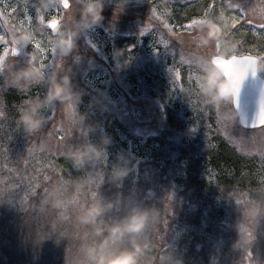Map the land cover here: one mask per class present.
Listing matches in <instances>:
<instances>
[{
	"label": "rangeland",
	"instance_id": "1",
	"mask_svg": "<svg viewBox=\"0 0 264 264\" xmlns=\"http://www.w3.org/2000/svg\"><path fill=\"white\" fill-rule=\"evenodd\" d=\"M234 2L244 5L248 12L247 18L253 23L249 25L241 19V23L231 31L232 39L239 40L243 34L245 49L255 48L256 51L250 54L264 56V39L252 35L253 26L264 23L258 7L253 12V6H258L259 0ZM210 3L212 0H188L187 3L185 0H170L168 5L161 6V0H105V12H110L109 15L116 19L118 28L108 24L106 27L101 26L82 33L73 54L67 58L56 55V68L49 67L52 64V54L50 50L46 53V71L68 72L76 90L82 92L83 97L82 102L74 106V116L70 111H66L67 105L54 106L55 120L48 117L51 109L46 110L47 129L32 136L36 139L21 132L16 124L17 113L8 114L7 110L12 107L17 111L23 101L43 96L47 91L46 87L28 84L20 90L9 88L6 84V73L0 75V109L5 113V118L0 120V167L3 165L15 174L16 170L11 163L26 160L32 162L35 169L44 167L52 173L46 165L53 159L52 153L55 152L57 141L53 139L50 144L46 143L48 150L42 154H36L37 146L42 141L45 142L47 133L53 130V124L59 126L63 123L65 129L68 125L73 126L74 131L68 129L71 133L68 140L78 138V130L73 121L79 113L87 112L91 122L100 124L96 132L89 137L90 142L99 143L103 135L110 134L113 137V144L107 149V158L98 165L96 171L107 173L117 154L121 152L134 154L141 160L137 171L121 184H101V176L97 175L96 183L99 181V188L94 184L91 191H100L102 195L113 198L117 195L121 198L132 195L144 206L155 204L163 210L161 223L153 231V239L160 243L161 247L156 243L157 247L150 253L152 261L156 257L160 260L163 254L173 248L177 255L182 257L184 264H264V218H261L256 229V239L247 252L241 254L231 248L236 239L232 225L241 216L244 207L236 204V196L247 193V196L241 198L256 200L259 194L264 192V185L261 183L264 179V166L260 157L245 155V152L264 150V133L260 129L245 131L238 124L223 121L220 118L221 113L229 110L232 105L221 106L217 115L216 107L205 105L196 87L195 76L201 74L202 69L195 66L189 68L187 63H179L180 50H183L188 58L200 61L201 58L216 55L214 46L197 47L192 40L193 35L183 32L182 29L180 39L183 43L176 37H167L177 52L176 66L181 73L180 81L173 86L168 71L173 66V58L158 43L159 32L166 35V30L160 28L159 32L140 35L144 24L149 23L150 9L153 6L158 12L167 9L170 13L169 23L179 26L189 23L193 18H202ZM215 3L216 7L211 15H218L221 7L226 16L239 15L227 8L226 0H215ZM7 4L8 10L12 7L17 9L16 13L12 14L10 23H17L18 19H22L27 6L33 19L30 28L37 30L41 47L50 49L52 44L49 43V37L51 40L55 33L44 28L45 35L40 36L41 26L37 20L36 0H7ZM42 13L46 17V23L56 15L55 9ZM62 14L64 18L60 25L70 23L73 15L72 0L70 9L66 12L62 10ZM255 31L264 32V29L255 28ZM4 32L5 28L0 27V34ZM116 48L125 51L129 62L127 69L119 73L114 70L111 55ZM153 48L159 49L154 51ZM32 53H37L40 61L41 53L31 45L24 48L17 58L9 55L6 66L27 64ZM189 72L193 75L192 79H189ZM260 75L264 78V74ZM180 85L183 86L182 91ZM101 102L102 107H89L90 103ZM218 119L235 125L234 128L229 127L228 132L233 134L237 141L243 136L242 146L229 142L223 132L217 131ZM193 128L197 131L193 132ZM53 136H56L55 132ZM17 139L20 142H15ZM238 147L241 150H238ZM224 148H228L238 157L241 162L238 168H231L230 165L222 169L217 167L210 154L216 153V156ZM3 149L7 151H2ZM62 158V155H56L54 166L61 170L63 176L59 175L64 180H87L89 172L94 171L86 168L76 172L63 159L66 164L64 172L62 167L56 165ZM92 174L95 175V172ZM221 175H224V178ZM224 179L232 181L223 185L221 181ZM26 183L25 186L29 188L28 184H33L34 181L27 180ZM36 190L32 194H36ZM85 194L90 195V192ZM22 198H25V203L29 201L26 195ZM119 215V212H115L112 219H117ZM165 220L169 221L166 226ZM30 235L31 230L20 239L26 256L28 253L37 257V252L41 249L48 263L70 264L75 249L68 230H64V235L58 237L59 242L49 241L48 245L43 244L39 248L25 242V238L28 240Z\"/></svg>",
	"mask_w": 264,
	"mask_h": 264
},
{
	"label": "clouds",
	"instance_id": "2",
	"mask_svg": "<svg viewBox=\"0 0 264 264\" xmlns=\"http://www.w3.org/2000/svg\"><path fill=\"white\" fill-rule=\"evenodd\" d=\"M36 2L38 9L46 13L61 5L63 0ZM169 2L161 0V6ZM72 8L71 22L58 26L51 37L52 46L62 58L75 52L82 33L101 27L105 19V0H72ZM234 19V16L220 12L200 19L195 26L193 42L204 48L214 46L216 54L199 61L204 67L198 75L196 87L205 105H234V83H242L249 75L247 63H238L231 78L225 75L219 64L214 63L217 52L221 59L237 52V44L231 37ZM36 38L37 30L28 28L18 30L9 39L27 48ZM215 45H218V49ZM111 55L117 73L127 69L129 62L123 49L116 48ZM251 71L264 74V56L253 60ZM5 73L9 88L20 90L25 85L37 84L47 89L43 96L27 99L17 108V127L28 136H36L48 124L46 110L58 104L77 106L82 102L83 93L76 90L68 72H47L46 66H40L37 53L30 54L27 64L5 66ZM96 106L102 107V102L89 104L90 108ZM220 118L242 126L248 121L247 114L234 107L222 112ZM73 124L78 130V139L76 142L68 140L62 146L61 155L76 172L86 168L94 171L89 172L87 180L72 178L63 183L53 182L44 188L28 218L32 230L27 242L39 248L49 241L59 242L58 237L64 235V230H68L75 249L70 264H150L147 258L157 247L153 231L161 223L162 208L155 204L144 206L132 195L124 198L117 195L113 198L102 195L100 191L82 195L91 192L97 175L101 176V184H121L137 171L141 160L134 154L118 153L110 170L101 174L96 170L107 158V149L112 146L113 137L110 134L103 135L99 143L90 142L89 137L100 124L91 122L87 112L76 115ZM47 150V144L42 141L36 148V154ZM0 205L18 209L17 202L12 199L4 200ZM115 212L120 215L112 219ZM261 218H264V192L259 194L253 204L242 208L241 216L232 225L236 232V239L231 245L233 251L243 254L251 248ZM159 264H184V261L175 249L170 248L160 257Z\"/></svg>",
	"mask_w": 264,
	"mask_h": 264
},
{
	"label": "snow or ice",
	"instance_id": "3",
	"mask_svg": "<svg viewBox=\"0 0 264 264\" xmlns=\"http://www.w3.org/2000/svg\"><path fill=\"white\" fill-rule=\"evenodd\" d=\"M185 2L187 3L188 0H185ZM226 3H227V8L229 10H234L235 12H237L239 14L237 16H234L235 19H234V22L232 24V29H235L237 24L241 23V19H244L247 22V24L252 25L253 22H252V20L247 18L248 12L242 3L234 2V0H226ZM0 5L3 6V7H0V27L5 28L4 34H0V49H2V51H0V75H4L5 66H6V62H7L9 55H11L14 58H17L18 55L20 54V52L24 49L20 45L9 42L8 37L12 36L18 30H24V29L30 28L32 25L33 19L29 15L28 9L26 6L24 9V17L22 19H18L17 23L19 26L17 27V23H10V18H12L13 13H16L17 9L15 7H12L10 10H8L7 0H0ZM215 7H216L215 0H212V3H210L208 5V7L205 10L202 18H205L208 15H211V13ZM257 7L259 10L260 17L262 19H264V0H259V5L253 6V12H255L257 10ZM69 9H70V0H63L62 4L55 8L56 15L52 16L50 19H48L47 23H46L45 15L37 8L36 9L37 20L39 22V25L41 26L40 36L45 35V33L43 31L44 28L50 29L51 33H55L57 27L60 25L61 20L64 18L63 14H62V10L64 12H66ZM220 12H224L223 7H221ZM202 18H193V19H191V21L189 23L177 26V25L169 23L170 13L167 9L163 12H158L157 8L155 6H153L150 9L149 23L147 25L144 24V26L142 27V29L140 31V35L144 36L146 34L150 35L153 31L159 32L160 28H163L166 30V35L164 32H159V42L158 43H159V45H162L163 49L168 51L173 58V66L168 69L169 74L171 75V78H172L171 83L173 86H175L177 84V82L180 81L181 73L176 66L177 65V61H176L177 52H176L175 48H173L171 46L172 44L167 37H176L180 43H183V40L180 39V36H181L180 30L182 29L183 32H186L189 35H191L195 31L196 24ZM153 22H155V23H153ZM255 28L264 29V23L254 25L253 31H252L253 36H258V37H261L262 39H264V32H257V31H255ZM235 42L237 45H239V50L236 52V54L232 55L230 58L221 59L219 56V53L217 52V56L214 60V63L219 64L223 68L225 75L229 78L232 77L234 70H235V66L238 63H247L248 67L250 69L249 73H251V75L253 77H255L257 74L254 71H251V68H252V62L257 57V55H253L250 53L255 52L256 49L255 48L245 49V47H244L245 41L243 39V34L241 35V38L239 40H236ZM49 43L51 44L50 37H49ZM196 46L199 47L198 45H196ZM32 47L36 51L41 53L40 66L42 68L45 66L44 60L48 59V56L46 55V53L49 50L51 51V54H52L51 55L52 64L49 67L50 68H56L57 67V63H56L57 53H56L54 46H51L50 49H44L41 47L40 40L38 38H36L32 42ZM215 47L218 49V45H215ZM262 47H264V46H262ZM153 49L155 51L159 48H153ZM246 52L249 54H246ZM179 57H180L179 63L181 65L187 63L189 65V68H192L193 66H195V67H199L202 69L204 67L199 61H194L191 58H188L185 55V53L183 52V50H180ZM192 78H193V75L191 72H189V79H192ZM195 79L196 80L198 79V75L195 76ZM241 84L242 83H239V82L234 83V87H235L234 104L236 105V109H238V110H239V105H238L237 98L239 96ZM180 89H181V91L183 90L182 85H180ZM225 107H231V105H225ZM219 109H220V107L217 106L216 107L217 115H219ZM66 111H70L73 116L75 115V109H74V106H72V105H67ZM202 111H207V110H202ZM48 117L50 120H55V108L54 107L51 109V112L48 114ZM4 118H5V113L2 109H0V120H3ZM217 125H218L217 131L223 132V134L229 140V142L238 143L241 146L243 145V142H244L243 136H240L239 140L237 141L236 137L233 134L228 132L229 127H232V128L235 127L234 124L229 125V124L224 123L218 119ZM243 126H244V128H251L253 130L259 128L261 130V132L264 133V91H262V93H261V98L259 100V105H258V111H257L255 118L252 119L251 122L247 121V123L244 124ZM52 129H53L52 131L47 133V136L45 138V143L50 144L51 141L53 139H55L57 141V145H56L55 152L52 153L53 159L49 160L47 162L46 167L50 170L56 171L57 175H59L61 170L57 169L54 166L55 156L61 155L62 146L70 138L71 133L68 131V129H65L63 123H61L59 126H57L56 124H53ZM192 131L195 132V131H197V129L193 128ZM53 132L56 133L55 137L53 136ZM262 149H264V141H262ZM238 150H241V148L238 147ZM2 151H7V149H3ZM245 155H253V156L258 155L262 161V166H264V150H253L251 152H245ZM27 163L28 162L25 161V167L27 166ZM41 171L43 172V168L41 169ZM25 179H27V177H25ZM32 179H33V181H35V183L30 185V190L33 193H35V189L40 187L39 176L33 177ZM43 179H44V181H48L50 179V177L46 173H44ZM58 181L63 183L64 182L63 177L61 176ZM0 183H2V181H0ZM261 183H262V185H264V179H262ZM96 188L97 189L99 188V181L96 183ZM262 191H264V189H262ZM94 192L95 191H91L90 195L94 194ZM82 195H86V194H82ZM233 195L236 196L235 193H233ZM247 195H248L247 193H242L240 196H236V199H235L236 204L237 205H243L244 207H247L250 204H253L254 200H252L250 198L249 199H242L241 198V197L247 196ZM166 225H167V220H165V226ZM249 257H251V253H249Z\"/></svg>",
	"mask_w": 264,
	"mask_h": 264
},
{
	"label": "trees",
	"instance_id": "4",
	"mask_svg": "<svg viewBox=\"0 0 264 264\" xmlns=\"http://www.w3.org/2000/svg\"><path fill=\"white\" fill-rule=\"evenodd\" d=\"M109 14L110 12H105L104 10L103 15L105 19L103 21L102 27H106L108 26V24H112L113 26H116L118 28V24L115 23L116 19H113V17H111ZM112 19L114 22L112 21ZM195 34L196 32L194 31L192 35L194 36ZM15 112L17 113V111H15V109L12 107H9V109L7 110L8 114H12ZM46 129L47 128L45 127L42 131H46ZM66 129L74 131V128L71 125H68ZM30 137L34 138L32 136ZM77 139L78 138L75 137L71 142H76ZM15 142H20V140L17 139L15 140ZM23 143H25V141ZM215 154L216 153H211L210 156L217 164L218 168H227L229 167V165L231 168H238L241 164L238 157H236L228 148L221 149L216 156ZM23 155L26 156V153L23 152ZM11 160L9 162H11ZM25 161L26 160H17L14 163H11V165L16 170L15 174H12L10 169H5L3 165L2 167H0V181H2V183H0V202H3L7 199H12L17 202L18 208L9 209L6 205H0V264H35V261H37V264H50L48 263L46 256L41 253V249L39 250V252H37V254H39V256L37 257L31 256L28 253L26 256L25 249L21 244L23 242L20 239L23 235L25 236L26 233L32 230V226L29 224L28 218L30 219L31 217V209L34 203L39 199L40 195L43 193L44 188H46L51 183L58 181L60 179V175H55L56 172L53 170L52 173L51 171H46L44 167L43 172L41 171V169L37 170L33 166L32 162H28L27 166L25 167ZM56 165L62 167V171L65 172L64 167L66 164L64 163L63 158L59 162H57ZM44 173L50 174V179L48 181H44ZM60 174L63 176L61 172ZM36 176H39L40 187L37 188L36 194H32L30 186L29 188H27L28 186L26 187L25 185L27 184V180L28 182H32V178ZM25 177H27V179H25ZM221 177L224 178V175H221ZM5 180H8V182ZM228 181L232 180L224 179L221 182H223L222 184L224 185L229 183ZM23 195H26L29 199L27 203H25V198H22ZM167 223H169V221H167ZM168 226L171 227V224H169ZM178 227H180V225L177 226V228ZM27 241L28 240H26L25 238V242ZM156 243L158 245L160 244L158 242ZM45 244L48 245L49 242ZM159 246L161 247V245ZM147 259L150 261V264H156L157 262L159 264V257H156V259L152 261L149 254Z\"/></svg>",
	"mask_w": 264,
	"mask_h": 264
},
{
	"label": "water",
	"instance_id": "5",
	"mask_svg": "<svg viewBox=\"0 0 264 264\" xmlns=\"http://www.w3.org/2000/svg\"><path fill=\"white\" fill-rule=\"evenodd\" d=\"M262 91H264V78L260 74L253 77L251 73H249L241 84L239 96L237 98L239 110L247 114L249 122H251L257 114ZM232 107L236 108V105L234 104ZM239 127L245 131L253 130L251 128H244L242 125H239Z\"/></svg>",
	"mask_w": 264,
	"mask_h": 264
}]
</instances>
